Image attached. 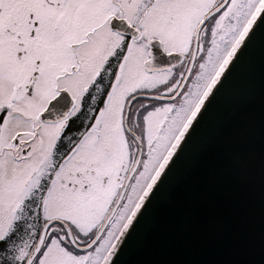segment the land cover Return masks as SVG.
<instances>
[{
    "label": "snow or ice",
    "instance_id": "snow-or-ice-1",
    "mask_svg": "<svg viewBox=\"0 0 264 264\" xmlns=\"http://www.w3.org/2000/svg\"><path fill=\"white\" fill-rule=\"evenodd\" d=\"M0 264H264V0H0Z\"/></svg>",
    "mask_w": 264,
    "mask_h": 264
}]
</instances>
